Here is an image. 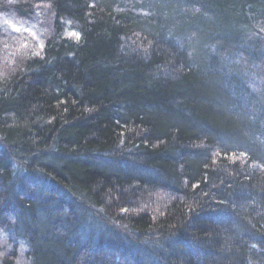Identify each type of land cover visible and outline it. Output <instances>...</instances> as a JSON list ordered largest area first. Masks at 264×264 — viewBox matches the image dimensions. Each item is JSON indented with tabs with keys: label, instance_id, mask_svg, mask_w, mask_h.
I'll return each instance as SVG.
<instances>
[{
	"label": "trees",
	"instance_id": "trees-1",
	"mask_svg": "<svg viewBox=\"0 0 264 264\" xmlns=\"http://www.w3.org/2000/svg\"><path fill=\"white\" fill-rule=\"evenodd\" d=\"M0 232V264H264V0H0Z\"/></svg>",
	"mask_w": 264,
	"mask_h": 264
},
{
	"label": "rangeland",
	"instance_id": "rangeland-1",
	"mask_svg": "<svg viewBox=\"0 0 264 264\" xmlns=\"http://www.w3.org/2000/svg\"><path fill=\"white\" fill-rule=\"evenodd\" d=\"M21 35L22 34H20V36ZM3 247H4V234H2V232H0V251H3L4 252ZM2 256H4V254L3 255H0V257H2Z\"/></svg>",
	"mask_w": 264,
	"mask_h": 264
},
{
	"label": "snow or ice",
	"instance_id": "snow-or-ice-1",
	"mask_svg": "<svg viewBox=\"0 0 264 264\" xmlns=\"http://www.w3.org/2000/svg\"><path fill=\"white\" fill-rule=\"evenodd\" d=\"M73 35H75V34H73Z\"/></svg>",
	"mask_w": 264,
	"mask_h": 264
}]
</instances>
